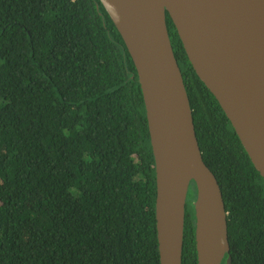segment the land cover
Returning <instances> with one entry per match:
<instances>
[{
    "label": "trees",
    "instance_id": "16d2710c",
    "mask_svg": "<svg viewBox=\"0 0 264 264\" xmlns=\"http://www.w3.org/2000/svg\"><path fill=\"white\" fill-rule=\"evenodd\" d=\"M167 24L230 250L264 264V178ZM197 186L183 264H199ZM156 161L134 60L101 0H0V264H161Z\"/></svg>",
    "mask_w": 264,
    "mask_h": 264
},
{
    "label": "water",
    "instance_id": "95a60500",
    "mask_svg": "<svg viewBox=\"0 0 264 264\" xmlns=\"http://www.w3.org/2000/svg\"><path fill=\"white\" fill-rule=\"evenodd\" d=\"M101 2L134 60L146 104L156 161L160 262L183 264L186 205L194 181L198 262L222 264L230 250L225 199L204 160L167 12L194 69L264 178V0Z\"/></svg>",
    "mask_w": 264,
    "mask_h": 264
}]
</instances>
